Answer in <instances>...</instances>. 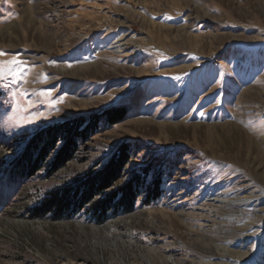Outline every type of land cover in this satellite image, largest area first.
I'll list each match as a JSON object with an SVG mask.
<instances>
[{
    "label": "rangeland",
    "instance_id": "obj_1",
    "mask_svg": "<svg viewBox=\"0 0 264 264\" xmlns=\"http://www.w3.org/2000/svg\"><path fill=\"white\" fill-rule=\"evenodd\" d=\"M0 53L21 74L0 80V264H264V0H0ZM121 106L58 173L20 165L49 127ZM120 146L132 213L32 217Z\"/></svg>",
    "mask_w": 264,
    "mask_h": 264
},
{
    "label": "trees",
    "instance_id": "obj_2",
    "mask_svg": "<svg viewBox=\"0 0 264 264\" xmlns=\"http://www.w3.org/2000/svg\"><path fill=\"white\" fill-rule=\"evenodd\" d=\"M128 112L124 106L112 107L96 115L82 116L49 127L43 137H37L36 143L33 141L35 145L32 150L25 153L19 163L32 174L42 170L44 164L50 160L46 168L48 174L58 173L74 159L77 140L86 141L97 133L99 120L103 125L119 124L126 118ZM59 139L64 143L53 158H50L57 148ZM118 151L119 153L113 155L103 165L102 170L85 173L48 193L41 205L33 209L32 217L39 219L50 217L54 221H62L84 214L93 223L103 226L121 214L132 213L138 201L139 190L136 192V189L140 180L135 177L119 184L121 171L130 158L126 146H120ZM150 189L148 200L153 194L157 195L159 181L155 183L154 193Z\"/></svg>",
    "mask_w": 264,
    "mask_h": 264
},
{
    "label": "bare ground",
    "instance_id": "obj_3",
    "mask_svg": "<svg viewBox=\"0 0 264 264\" xmlns=\"http://www.w3.org/2000/svg\"><path fill=\"white\" fill-rule=\"evenodd\" d=\"M124 43V42H123ZM120 44V43H119ZM127 45H129V44H126V43H124V44H121V45H119V46H117L116 47V49H115V51H122V50H126L127 48ZM118 52V53H119ZM216 201V200H215ZM232 202V201H231ZM217 203H219V204H222V205H225V204H228V202L227 201H224V200H220V201H218ZM235 204L233 205V207H234V209H232V210H230L229 212V214L228 215H225L224 216V218L225 219H227V221H229V222H231L232 220H234V219H236L238 216H239V210L241 209V206L243 205L241 202H234ZM217 207H219V206H217ZM227 208V207H226ZM223 209V208H222ZM202 211V210H201ZM224 219V220H225ZM211 220V219H210ZM226 221V220H225ZM226 221V222H227ZM225 224V223H224ZM230 224V223H229ZM168 263H171V264H173L174 263V260H169V262Z\"/></svg>",
    "mask_w": 264,
    "mask_h": 264
},
{
    "label": "snow or ice",
    "instance_id": "obj_4",
    "mask_svg": "<svg viewBox=\"0 0 264 264\" xmlns=\"http://www.w3.org/2000/svg\"><path fill=\"white\" fill-rule=\"evenodd\" d=\"M0 55H3V53H0ZM19 61L12 60L8 62L7 65H0V80L4 79L6 76V72L9 70V66H11V74L13 77L20 76L21 74L15 71L16 66L19 65Z\"/></svg>",
    "mask_w": 264,
    "mask_h": 264
}]
</instances>
